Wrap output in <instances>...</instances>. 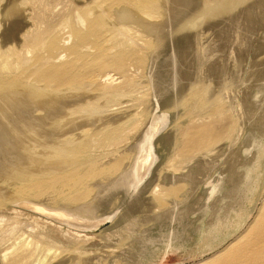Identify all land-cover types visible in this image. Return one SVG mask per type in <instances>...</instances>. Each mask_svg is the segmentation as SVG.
Segmentation results:
<instances>
[{
  "label": "bare ground",
  "instance_id": "6f19581e",
  "mask_svg": "<svg viewBox=\"0 0 264 264\" xmlns=\"http://www.w3.org/2000/svg\"><path fill=\"white\" fill-rule=\"evenodd\" d=\"M2 1L0 0V15L2 6L5 5H2ZM250 1L252 0H200L197 6L199 8L189 12L187 17L185 15L186 19L171 34L175 37L183 30H193L209 18L224 16ZM254 1L256 3L247 5V13L244 10L245 18L257 9L264 11V0ZM80 2L84 5H80ZM171 2L172 0H13L11 7L6 5L9 8L6 14L15 17V38L18 31L25 30L18 35L22 41L20 47L3 49L0 46V112L5 106L18 112L10 109L15 115L18 114L16 122L12 120L13 123L5 122L8 120L6 115L0 116V264H91L87 256L98 249L92 243L100 238L104 240L101 232L98 234L95 229L109 217L100 219L93 215L91 218H83V210L86 207L89 209L105 190L111 191L110 188L117 184L131 195L143 192L142 186L157 159L155 135L165 123L166 116H155L129 143L130 135L140 124L126 119L120 113L110 112L107 101L113 98L118 101L116 104L131 103L124 107L132 108L131 106L144 100L138 88L144 79L141 82L136 80L134 69L140 68V64L147 58H150V65L154 64L161 50L159 46H162L158 34L161 20L168 18L176 9L175 6L172 8ZM238 50H233V58L238 55ZM183 53L178 55L182 57ZM204 53L209 54L207 51ZM209 56L211 57L210 54ZM210 57L209 59H213L214 56ZM177 65L176 63V67ZM214 67L212 65L210 69ZM184 77L183 71L182 74L179 71L175 78L178 95L182 97L179 101L185 105L188 100L201 102L205 111L201 115L196 113L198 118L192 116L189 119L186 132L189 133L190 144L196 150L190 157L187 155L185 160L189 163V160L199 155L209 157V152L217 150L216 162L225 164L233 160L236 145L241 150L246 143H254L256 140V136L252 135L249 141H245L247 137L244 136V125L247 122L245 123L243 99L240 101L241 98L237 97V104L235 101L231 103L227 97L225 99L224 95L212 98V85L205 83L204 79L193 80L185 88L184 83L181 84L182 79H186ZM258 79L260 80L259 77ZM134 92L141 95L136 99ZM146 94L148 93H143L144 98ZM206 110L209 116H204ZM253 111L258 114L255 109ZM214 117L224 120L229 118L231 123L218 128L215 121H212ZM33 131L37 133L35 135L45 133V138L40 136L45 144L42 140L38 141L39 144H44L43 147L41 145L42 148L31 146L34 139L28 135ZM17 135L25 137L20 144L15 139ZM231 163L233 165V161ZM218 168L213 167L216 170ZM176 172L170 181L171 187L161 188L160 183L153 187L152 195L155 200L152 198V201L155 207H162L164 200L173 198L175 192L182 189L181 184L176 183L185 178L177 179ZM235 178L232 179L235 181ZM212 179L210 178L212 182L209 198L214 197L223 184V178ZM234 181L233 185H236L238 182L234 184ZM90 183H93L91 189ZM49 191L59 192L57 195L65 205L33 198ZM128 194L125 195L128 197ZM108 195L111 197L110 193ZM173 200V205L178 206L177 201ZM66 203L73 205L68 206ZM23 216H29L28 220L24 221ZM131 223L133 224L130 221L129 224ZM125 227H129L128 224ZM236 241L228 246L233 251L224 259L223 264H264V202L254 233L240 244V240ZM90 251L93 252L89 254Z\"/></svg>",
  "mask_w": 264,
  "mask_h": 264
},
{
  "label": "rangeland",
  "instance_id": "374dc122",
  "mask_svg": "<svg viewBox=\"0 0 264 264\" xmlns=\"http://www.w3.org/2000/svg\"><path fill=\"white\" fill-rule=\"evenodd\" d=\"M12 1L13 0L2 1V5L5 4L2 6L0 15V26H2L0 27V46H2L3 49L10 48V46L20 47L22 41L19 39L20 37H18V35H21L20 32L25 30L21 29L22 31H18L17 39L13 35L15 17L12 14H10L11 16L6 14L7 9H9L8 7L12 6ZM178 1L180 2L178 3ZM172 2V8L174 6V9L176 8L172 12L175 13L173 14L171 12L168 18L164 17V19L161 20L159 29L163 31H158L160 35L159 39L162 40L160 42L162 46H159L161 48L158 54L159 56L157 55L159 58L156 56L154 64H151L152 66L149 61L150 58L144 59L142 64L139 63L140 68L134 69L136 71V80L139 79L141 82L144 79V81L141 82L138 87L142 95L138 92H134L133 96L137 99V97L141 95L144 100L139 101L138 104H134L131 106L132 108H130V106L124 107L126 105H131L130 102V104L124 102L116 104L118 101L113 98L107 101L110 112L116 114L120 113L125 116V118L127 117L126 119H131L132 122L135 120V122L140 124L138 129L130 135L129 143L133 142L134 138L140 133V130L145 128L147 122H150L155 116H166V120L155 135L154 148L157 159L142 186L143 192L138 191L134 195H131L125 192L123 186L117 184L114 185L115 187L110 188L111 191L114 189L113 192L108 191L109 189L105 190L106 192L104 191L101 197H99L100 199L98 198L97 202H95V206H89V209L86 207L87 210L85 208L83 210L84 212L81 211V213L83 212V218L86 216L91 218L93 215L100 219L109 217L103 225L96 230L98 234L101 232L100 235H102V239L104 238V240L100 238L99 241L97 240L92 243L96 244L98 249L94 250V252L92 251L93 253L90 251L89 254H92L87 256V258L91 260V264H223L224 259L233 251V248L228 246L234 241L237 242V239L240 240L238 244L247 239L249 235L254 233L256 225L261 218V209L264 202V88H262L264 86L262 85L264 83V18H262L264 16V11H262V9H259L261 11L257 9L252 15L249 14L250 16H246L245 18L244 14L248 11L247 5L256 3L252 0L247 4L231 10V12H228L229 14L225 13L224 16L211 17V19L209 18L207 22L201 26L193 30H183L173 37L172 34L175 31V27H178L181 22L186 19L189 12H194L199 8L197 6L200 0H172ZM6 5H8V7ZM80 5H84V3L80 2ZM177 18L180 21L177 20ZM10 19L11 22H9ZM166 19L169 20V23ZM164 23L168 27L163 25ZM159 32H161V34ZM171 37H173V39H171ZM8 38L11 39L9 40ZM234 47H236L237 50L239 49L238 51L240 53L237 51L238 55L233 58V50H236ZM204 51H207L211 57L214 56L213 59H209V54H207V57ZM230 51L232 54H230ZM182 52H184L182 56H185L184 58L178 55ZM175 60L177 61L175 62ZM215 61H217L218 64H216ZM176 63L178 64L177 67ZM212 65H214L216 69L213 68L211 70L210 67ZM179 71L181 74L182 71L185 74L184 78L186 79H182L181 81V84L184 83L185 88L196 80L204 79L206 80L204 81L205 83H208L210 86L212 85V98L224 95L225 99L229 98L231 103L235 100L237 101L239 97L241 98L240 101L243 99V110L246 117L245 123L247 122L244 125L246 127H244V136L247 137L245 141H249L252 135L256 136V140L254 143H246V148L244 147L241 150L240 147L238 146V149L236 145L234 149V153H236L234 155L235 161L232 158L233 160L225 164L216 162L218 150L214 153L209 152V157H202L199 155V157L193 158V161L189 160V163H187L188 160H185L187 155V157H190L191 154H194L193 151L195 152L196 150L190 144L189 133L186 132L189 128V119L192 116L198 118V115L204 114L205 111L202 108L201 102L196 103V101L188 100L185 105L181 104L179 101L182 97H179L178 89L176 84H174L176 83L175 78L176 75L178 76ZM151 78L154 80L152 81ZM257 91H259V93ZM143 93H148L145 98ZM154 94L157 96L155 97ZM237 97L238 99H236ZM236 101L235 103H237ZM251 105L252 107H250ZM8 107L10 106H5L4 109H2L4 112L1 110L2 114H0V116L6 115L5 117L8 120L5 117H2V119H6L7 121L5 122L9 121L13 123L15 119H17L18 114L15 115L11 111L14 108ZM249 108L252 109L250 110ZM125 109H128V111H125ZM254 109L258 114L253 111ZM5 111L6 114H4ZM206 111L204 116H209L208 110ZM13 119L14 121L12 122ZM212 119V121H215L218 128L224 127L225 125L228 126V124L231 123L229 118H225L226 120H224V118L221 117H214ZM261 128L262 130H260ZM40 132H38V134ZM26 133L29 134V132ZM35 134L37 133L33 131V133L31 132V134L28 135L31 139H34V141H31V146L35 145L32 147L39 148L40 146V148H42L45 144L43 138H45L46 135L44 132H42V135ZM24 135L26 136V134ZM186 135L187 137H185ZM40 136L44 137L42 138ZM15 137L19 144L22 142L21 140L25 138L21 137V135L20 137L19 135ZM28 139L29 141L31 140L30 138ZM16 140L14 141L16 142ZM41 140L44 144H39L38 141ZM23 141H25V139ZM179 156H181V158H179ZM230 156H232V154H230ZM181 159H184L183 161L186 162L183 163ZM238 159H240V164L237 163ZM232 161L233 165L231 163ZM217 163H219V166ZM179 164L182 165V167ZM172 167L174 169L177 168L179 171L176 170V172ZM213 167H219V170L213 169ZM236 170L237 172H235ZM175 172L178 176L177 179L185 178V180L183 179L176 183L181 184L182 189L175 192L173 198L168 197V201L164 200L162 207H155L153 205L154 201H152L154 199L152 195L153 187H155L157 183L161 184V188L171 187L172 183L170 181L173 178L172 176L175 175ZM234 177H236L235 181L232 179ZM210 178H213L212 180L223 178V184L221 185L223 189L219 188L216 195L211 198H209L210 183L212 182ZM230 180L232 182H230ZM233 181L234 184L238 183L233 185ZM92 186L93 183H90L89 188L91 189ZM120 188L121 190L118 192ZM241 190H243V193ZM238 191H240L242 195H240L241 193ZM109 193L111 197L108 195ZM44 194L45 196L43 197ZM57 194H59V192L49 191L48 193H41L37 195V197L33 196V198L50 202L51 204L65 205ZM103 194L106 195L104 196ZM125 194H128V197ZM224 196L227 197L225 198ZM238 197H241V199ZM170 199L177 201L178 206L173 205ZM233 200L236 202L235 204ZM66 205L71 206L73 204L66 203ZM232 208H235L236 210H233L236 212H234ZM99 211L101 214L100 216ZM128 212L129 214H127ZM28 217L29 216H23L22 219L26 221ZM130 221L133 222V224L131 223L132 226L129 224ZM127 224L129 227L126 228L125 226H127Z\"/></svg>",
  "mask_w": 264,
  "mask_h": 264
},
{
  "label": "water",
  "instance_id": "95a60500",
  "mask_svg": "<svg viewBox=\"0 0 264 264\" xmlns=\"http://www.w3.org/2000/svg\"><path fill=\"white\" fill-rule=\"evenodd\" d=\"M103 223H104V222H103ZM103 223H102V225H103ZM102 225H101V226H102ZM101 226H100V227H101ZM100 227H99V228H100ZM99 228H97V229H95V230H98Z\"/></svg>",
  "mask_w": 264,
  "mask_h": 264
}]
</instances>
